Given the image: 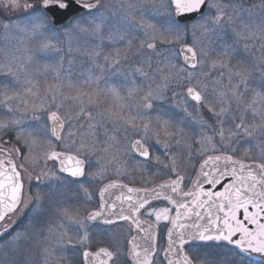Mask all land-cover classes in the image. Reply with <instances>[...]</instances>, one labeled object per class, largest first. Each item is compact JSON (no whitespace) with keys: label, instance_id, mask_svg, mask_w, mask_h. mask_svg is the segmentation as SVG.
<instances>
[{"label":"snow or ice","instance_id":"1","mask_svg":"<svg viewBox=\"0 0 264 264\" xmlns=\"http://www.w3.org/2000/svg\"><path fill=\"white\" fill-rule=\"evenodd\" d=\"M21 6L0 19V251L215 264L194 255L212 248L264 264V141L241 148L264 137V0H0ZM129 161L166 179H112ZM120 221L114 249L92 250Z\"/></svg>","mask_w":264,"mask_h":264},{"label":"rangeland","instance_id":"2","mask_svg":"<svg viewBox=\"0 0 264 264\" xmlns=\"http://www.w3.org/2000/svg\"><path fill=\"white\" fill-rule=\"evenodd\" d=\"M259 3H260V0H247V6H251L252 4H259ZM78 58L83 59V57H78ZM258 75L259 74L257 73L256 74L257 79H258ZM169 103H170V101H164L165 105H168ZM256 136H257L256 139L248 138V140L246 142L242 143V145H241V148H245V147L251 148L253 155L259 154V149L256 148L255 145L257 143H259L260 141H264V137L259 136V133H257ZM5 139H9V137L6 136ZM21 147H22V145H21ZM101 163H103V162H101ZM134 163H135L134 161L128 162L127 174L125 176L117 178L113 175L112 179H116L118 181H122V182H125V183L133 185V186H146V184L151 185V184H153V182L155 183L156 181L159 180V179L152 177L153 175H151V173H150L151 168L147 169V170H145L144 168H137V167H134ZM153 165L160 167L159 165H156L155 163H153ZM93 170H95V169H93ZM193 179H195L194 176H193ZM107 182H108L107 180L104 181V183H107ZM33 183H35V181ZM102 186H103L102 183L97 182L96 183V190L94 192H97L98 189ZM68 195L71 196L72 193L69 192ZM81 196H82V193H81ZM82 209H83V204L81 205V210ZM20 217L21 216H16V217H14V219L19 220ZM22 226H23V223L21 224V226H19V228ZM7 240L4 241L3 244H6ZM70 250L71 249H69L68 252ZM34 251H35V255L33 256L31 252H24L23 250H21L20 253H13L8 249H4L3 251H0V258H5V252H6L8 259H15L19 262V264H29V261H33L34 264H38L39 258H40L39 257V249H34ZM68 252H67V254H68ZM195 254H199L202 259L210 257L211 260L215 261V264H225L226 260L228 259V257L225 254H223L222 250H216V249H212V248H208V249L198 248L195 250L194 255Z\"/></svg>","mask_w":264,"mask_h":264},{"label":"flooded vegetation","instance_id":"3","mask_svg":"<svg viewBox=\"0 0 264 264\" xmlns=\"http://www.w3.org/2000/svg\"><path fill=\"white\" fill-rule=\"evenodd\" d=\"M30 2H34V0H30ZM23 4V0H21V5ZM26 11L24 10V8L21 6V8L19 9H15V10H11L8 12H4V11H0V19H15L17 17H22L24 15H26ZM158 168L155 165H152L150 173L151 175H153L152 177L159 179L158 181H156L155 183L151 184V185H147L148 187H153L156 184H159L161 182H163V179H166L165 177L162 176V174H153L155 169ZM120 183H124L127 184L125 182L119 181ZM130 187H144V186H133L130 184H127ZM103 187V186H102ZM98 200H99V193L94 192V199L92 202H90L87 206L83 205V209L81 210L82 212L85 211H91L95 208L98 207ZM164 204H166L167 202H162ZM25 217L21 216L19 220H17V223L15 225H13L10 229L11 232H14L16 229L19 228V226H21L22 223H24ZM9 224H11V221H8ZM101 229H104L105 231L100 232V231H94L92 233L93 237H98L93 239L92 242V250H98L99 247H109L110 250L114 249L115 247V240L119 237L122 236H126L127 234V228L129 227L128 222L126 221H120L118 222V224H114V225H100L99 226ZM9 238V236H6L3 239H0V244H3L4 241H6ZM67 256L69 257V264H76V262L79 260L80 264H82V256L77 254L74 255L73 251L70 250L67 254Z\"/></svg>","mask_w":264,"mask_h":264},{"label":"water","instance_id":"4","mask_svg":"<svg viewBox=\"0 0 264 264\" xmlns=\"http://www.w3.org/2000/svg\"><path fill=\"white\" fill-rule=\"evenodd\" d=\"M205 187H207V186H205ZM112 191H114V192H118V190L117 189H113ZM126 191V190H125Z\"/></svg>","mask_w":264,"mask_h":264}]
</instances>
